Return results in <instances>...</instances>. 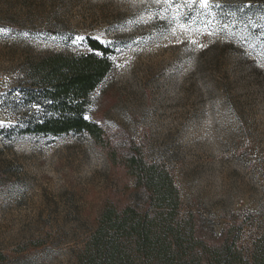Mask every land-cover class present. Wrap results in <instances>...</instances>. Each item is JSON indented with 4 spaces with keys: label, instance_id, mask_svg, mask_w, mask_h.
<instances>
[{
    "label": "rangeland",
    "instance_id": "1",
    "mask_svg": "<svg viewBox=\"0 0 264 264\" xmlns=\"http://www.w3.org/2000/svg\"><path fill=\"white\" fill-rule=\"evenodd\" d=\"M214 2L209 13L155 0H0L1 264H77L107 204L144 206L89 135L23 132L43 113L18 92L30 68L89 51L87 36L114 52L86 116L112 146L134 142L167 166L180 212L204 235L240 227L250 257L264 232V0Z\"/></svg>",
    "mask_w": 264,
    "mask_h": 264
},
{
    "label": "trees",
    "instance_id": "2",
    "mask_svg": "<svg viewBox=\"0 0 264 264\" xmlns=\"http://www.w3.org/2000/svg\"><path fill=\"white\" fill-rule=\"evenodd\" d=\"M89 51L62 52L30 68L32 81L18 92L42 115L28 118L23 132L89 135L111 161L122 166L145 193L144 206L109 203L96 219V227L77 255V264H264V232L250 257L239 249L240 227L204 235L193 214L180 212L181 195L164 163L149 160L138 144L119 150L96 120L85 118L92 92L113 68V49L87 36ZM5 255L0 251V264Z\"/></svg>",
    "mask_w": 264,
    "mask_h": 264
},
{
    "label": "snow or ice",
    "instance_id": "3",
    "mask_svg": "<svg viewBox=\"0 0 264 264\" xmlns=\"http://www.w3.org/2000/svg\"><path fill=\"white\" fill-rule=\"evenodd\" d=\"M155 2L157 3H164L165 5H167L168 8H172V7H186L188 9H193L195 8L196 6H198L200 9L206 11V12H211V9L213 7H220L219 4H216L214 2V0H184V3L181 4V5H177L175 4L174 0H155ZM185 15H187V13H185ZM181 28H183L185 31H190L189 28H187V26L181 24L180 25ZM227 27V26H225ZM5 30L4 29H0V33L4 32ZM216 33L214 31L212 32H209L208 35H215ZM79 40H83L84 37H78ZM97 39H99V37H97ZM192 44H197V41L195 40H192L191 41ZM199 47L203 48L204 45L203 44H199L198 45ZM86 119L88 117H85ZM6 126L5 125V122L4 121H0V127H4ZM7 126H10V125H7Z\"/></svg>",
    "mask_w": 264,
    "mask_h": 264
}]
</instances>
